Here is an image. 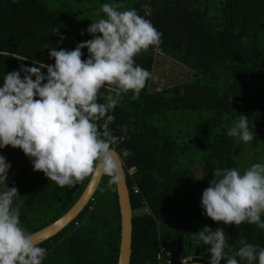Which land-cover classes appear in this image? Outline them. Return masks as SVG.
I'll use <instances>...</instances> for the list:
<instances>
[{
  "label": "trees",
  "instance_id": "1",
  "mask_svg": "<svg viewBox=\"0 0 264 264\" xmlns=\"http://www.w3.org/2000/svg\"><path fill=\"white\" fill-rule=\"evenodd\" d=\"M83 1L76 0L77 5H73L71 0H0V82L6 72L18 70L21 64L54 63L48 47L71 50L78 42L91 39V34L84 31L81 35V30L92 22L88 18L96 16L90 14L92 9L101 5L99 0ZM201 2L126 3L162 33L159 47H150L136 58L137 64L152 73L147 86L138 99H132L131 92L122 95L113 112V127L124 136L115 150L131 152L124 160L132 209L130 264H166L155 258L159 241L172 249L176 258L172 264L187 256L208 264L207 246L194 234L205 225L213 230L223 228L229 238L226 252L237 249L241 239L264 247V229L249 223L217 224L200 206L202 191L214 169L243 170L253 163H264V48L260 43L264 0ZM57 28L65 37L60 44L56 43L59 36L52 33ZM82 51L86 58L87 49ZM156 51L182 64L189 76L171 85L157 81ZM24 57L23 61L16 59ZM152 81L157 84L154 88ZM240 114L248 117L250 128L254 125L252 142L227 136V126ZM0 154L14 161L8 186L18 189L20 219L31 232L65 213L89 179L60 188L43 172L33 171L30 159L19 148L7 146ZM129 168H134L132 174ZM107 180L106 176L101 178L93 193L91 211L86 205L50 237L51 245L43 241L41 246L48 248V253L62 241L73 264H117L120 215L116 189H109ZM133 185L138 194L133 193ZM101 187L104 192L99 191ZM24 208L31 213L26 215ZM74 221H79V226H74Z\"/></svg>",
  "mask_w": 264,
  "mask_h": 264
},
{
  "label": "clouds",
  "instance_id": "2",
  "mask_svg": "<svg viewBox=\"0 0 264 264\" xmlns=\"http://www.w3.org/2000/svg\"><path fill=\"white\" fill-rule=\"evenodd\" d=\"M95 15L97 19L81 30V35L86 31L91 39L71 50L48 47L54 63L21 64L18 70L6 72L0 82V149L19 148L30 159L33 171L43 172L60 188L94 176H106L109 189L125 181L124 160L131 152H117L112 133L99 122L115 110L122 95L131 92L132 99L139 98L152 73L137 64L136 58L162 43V33L151 20L126 7L125 0L105 2ZM52 33L59 36L57 44L65 39L58 28ZM85 48L87 57L83 58ZM252 126L240 114L227 126V136L252 142L256 136ZM10 167L0 154V264H43L47 250L40 237L22 225V201H16L20 194L7 183ZM211 173L200 201L203 214L217 224L249 223L264 229V163L243 170L216 168ZM194 234L207 246L208 264L222 260L225 264H264V247L244 239L237 249L226 252L229 238L222 227L213 230L205 225ZM198 259L193 256L182 264H195Z\"/></svg>",
  "mask_w": 264,
  "mask_h": 264
},
{
  "label": "water",
  "instance_id": "3",
  "mask_svg": "<svg viewBox=\"0 0 264 264\" xmlns=\"http://www.w3.org/2000/svg\"><path fill=\"white\" fill-rule=\"evenodd\" d=\"M101 178L90 177L73 205L60 217L50 224L38 229L36 233L42 241L56 235L66 227L86 206L91 196L95 192ZM116 189L117 205L120 215V238L117 255V264H130L131 240H132V209L130 204V194L126 179ZM175 264H182L178 262ZM195 264H205V262L196 261Z\"/></svg>",
  "mask_w": 264,
  "mask_h": 264
},
{
  "label": "rangeland",
  "instance_id": "4",
  "mask_svg": "<svg viewBox=\"0 0 264 264\" xmlns=\"http://www.w3.org/2000/svg\"><path fill=\"white\" fill-rule=\"evenodd\" d=\"M201 1H202L201 3L211 5L209 3V0H201ZM71 2L73 5H77L76 0H71ZM84 2H85V0L82 3H84ZM105 2H110V0H99L100 5L105 3ZM126 3H127V0H125V4ZM98 9H99L98 7H96V9H92L90 14H92L93 12L95 14ZM91 19L95 20V19H97V17L95 16V17H90V19L88 18V20H90V21H91ZM90 24H91V22H90ZM260 43H261L262 47L264 48V32L260 33ZM164 66H166V69H169V67H171L173 70V73L170 75L169 71H167L163 75H158L160 77H157V78L159 79V82H161L163 85H171L174 83H178L181 80H183L186 75L189 76V74H190L189 71L187 70V68L183 67L182 64H180L179 62H177L175 60L166 62V65L164 64ZM11 155H10V157H11ZM13 155H16V154L13 153ZM6 160H7V162H10L11 165H14V161L11 162L8 159H6ZM8 178H9V171H8ZM7 183H8V180H7ZM20 210H22L21 206H20ZM23 211L26 212L25 213L26 215H29L27 213H31L29 211V209H27V208H24ZM44 261L46 262V264H73L71 261L69 252L67 250V247H66L65 243L62 241H59L58 243H56V245L50 250V252L46 256Z\"/></svg>",
  "mask_w": 264,
  "mask_h": 264
},
{
  "label": "built area",
  "instance_id": "5",
  "mask_svg": "<svg viewBox=\"0 0 264 264\" xmlns=\"http://www.w3.org/2000/svg\"><path fill=\"white\" fill-rule=\"evenodd\" d=\"M122 99H123V96H121L120 101ZM113 112L114 111H111L110 113H108V115L103 120H101L99 123H100V127L102 129L106 127L112 133L113 147L115 148V146L117 144H119L124 139V136L121 134H117V132L115 131V129L113 127V125L115 123V116H114ZM133 171H134V168L128 169L129 174H132ZM132 191L134 194L139 193V189L136 185L132 186ZM94 203H95V199H94V197L91 196L88 203L86 204L89 211H91L93 209ZM74 226H76V227L79 226V221H74ZM46 240H48V243H50V245L53 243L52 239H50V238H48ZM46 250L48 253L49 249L46 248ZM155 258H156L157 262H164L166 264H172V262H174L176 259L175 256L172 254V249L170 247L165 246V244L162 241L158 242ZM190 258H192V256H187L185 258L180 259L179 262L189 261Z\"/></svg>",
  "mask_w": 264,
  "mask_h": 264
},
{
  "label": "crops",
  "instance_id": "6",
  "mask_svg": "<svg viewBox=\"0 0 264 264\" xmlns=\"http://www.w3.org/2000/svg\"><path fill=\"white\" fill-rule=\"evenodd\" d=\"M168 61H169V58L167 59L165 56L162 55V53H157V51L155 52L154 69H155V73H156V78L160 77L158 75H163L167 71H169L170 75L173 73V70L171 67H169V69H166V66H164V64L166 65V62H168ZM158 80L159 79L157 78V81ZM150 86L154 88L157 86V84L152 81V84ZM8 183H9V181H8Z\"/></svg>",
  "mask_w": 264,
  "mask_h": 264
}]
</instances>
